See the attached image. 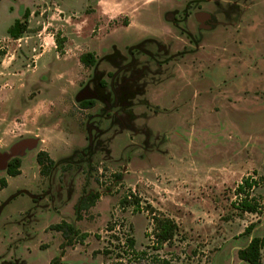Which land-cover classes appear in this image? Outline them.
<instances>
[{
	"label": "rangeland",
	"instance_id": "rangeland-1",
	"mask_svg": "<svg viewBox=\"0 0 264 264\" xmlns=\"http://www.w3.org/2000/svg\"><path fill=\"white\" fill-rule=\"evenodd\" d=\"M71 1L74 9L62 12L59 0H43L16 41L7 30L29 1L0 0V149L25 136L42 140L37 149L20 151V176L0 168V264H50L64 243L51 227L72 220L86 238L78 235L66 247V264H247L239 250L264 238V0H137L131 19L125 2ZM99 1L118 19L98 20ZM185 5L212 17L211 28L200 30L193 15L199 50L185 45L184 26L168 18L180 19ZM157 45H173L169 57L182 47L197 51L167 64ZM45 49L53 54L37 57ZM87 53L98 59L92 69L80 62ZM133 58L129 74L145 67L142 100L124 131L122 123L100 121L106 133L88 186L99 201L75 220L72 204L86 177L74 170L71 201L58 198L50 209L34 202L27 192L38 195L45 182L36 178V152L65 161L87 145L85 123L93 110L75 102L79 88L99 76L112 93V75ZM46 60L49 68L34 69ZM247 177L257 183L252 195L263 209L241 216L235 189ZM157 219L177 225L171 242L159 244ZM251 224L256 227L247 235ZM129 238L137 241L134 248ZM262 256L264 264V248Z\"/></svg>",
	"mask_w": 264,
	"mask_h": 264
},
{
	"label": "flooded vegetation",
	"instance_id": "flooded-vegetation-1",
	"mask_svg": "<svg viewBox=\"0 0 264 264\" xmlns=\"http://www.w3.org/2000/svg\"><path fill=\"white\" fill-rule=\"evenodd\" d=\"M191 6L185 5L183 10V16L178 19L177 16L169 15L168 18H171L174 23V27L180 28L182 27V32L185 35L186 44L187 46H190L191 44L195 43V46L197 47V50L201 47L196 42L198 39L196 38L195 33L193 32V22L192 18L194 15V18L197 20L199 24L200 30H208L211 28L209 22H211L212 17L204 12H196V13H190ZM198 35V34H197ZM151 43L156 46V42L154 40L151 41ZM173 48V45L170 47L168 46H159L157 45V51L159 54L161 53H167L169 61L167 60V64H169L171 61L178 59L180 56H182L184 59H191L194 58L196 55V49L195 50H187V47L183 48L182 50H176L177 52L171 54V57H169V52ZM134 50V48H133ZM136 50V48H135ZM137 50H141L143 54H146L145 50L137 48ZM195 54V55H194ZM84 55V54H83ZM197 57V56H196ZM106 60H110L108 57H104ZM155 59L156 57H153ZM198 58V57H197ZM157 59V58H156ZM96 58V62H97ZM96 62L94 64H96ZM192 64L194 61H190ZM162 63L161 61L158 63ZM137 65V62L135 58L131 61V63H126L122 66L118 65L117 72L115 75H112L111 77V90L112 93H108L107 88V82L104 77L96 76V80L91 78L85 82V84L79 88V91L75 95V102L79 103L81 106V109L84 111L87 110H93L88 117L87 121L85 123V128L87 130V136L85 137L87 141V145L83 148H79L78 150H75V148L72 150L69 157L63 158H73L68 159L65 161L57 160L56 158L49 155L47 150L45 149H39L36 154V168L38 167V175L37 177H42L45 182L43 183V186L39 188L41 189L40 193L38 195H33L30 192H27L28 195L30 194L31 198L34 202H45L48 204V208L51 207L54 208L55 201L60 198L61 201H71L76 193L75 188V176L73 171H77L79 173H84L85 181L82 182L81 185V195L76 201V203L73 205V212L75 213V206L79 202V200L83 197H85L87 194H89L88 186L90 182V178L93 172V155L92 152L95 150L96 154H98L102 148L101 140L103 138V135L106 133V129H103L101 127L100 121L107 120L111 122L110 124H120V128H122L120 131H124L125 128L128 126V124H132L135 114L132 111V107L135 104L140 103L142 100L141 95L143 93V88L141 86V80L144 76L145 67L143 66L141 70H138L135 73L129 74L128 71L135 68ZM86 66V65H85ZM91 67V65H89ZM94 65H92L93 67ZM91 67V69H92ZM104 72V71H103ZM106 72H104L105 75ZM83 102H94V106L90 108H84L82 107ZM101 104L100 107L97 106V104ZM97 106V108H96ZM74 123V121H73ZM71 126V125H70ZM39 135L35 136H25L21 140H18L16 142H13L10 144L8 149L1 150L0 149V168H3L5 166L7 168V175H9L8 170L12 163L15 164V162L18 160L21 163V166L23 164V160L20 157V151L28 148H32L35 150L39 146V143L42 142V140L37 139ZM76 136L72 138L73 141L72 144H75L74 139ZM146 148V144L144 145ZM72 145L69 147L71 148ZM35 152V151H34ZM40 153H47L50 160L53 161V166L50 170H44L45 166L49 165L48 159H46L45 163H40L37 160V156ZM9 158V155H13ZM95 157V156H94ZM62 159V160H63ZM7 163V164H6ZM20 166V174L22 173V167ZM60 175V176H59ZM12 177V176H10ZM17 177V176H16ZM41 180V179H40ZM1 185H5V180H1ZM25 192V191H23ZM37 198V199H36ZM91 209V208H90ZM89 209V210H90ZM58 210V209H55ZM64 210V209H63ZM135 240V238H133ZM135 246L137 245V241L135 240Z\"/></svg>",
	"mask_w": 264,
	"mask_h": 264
},
{
	"label": "trees",
	"instance_id": "trees-1",
	"mask_svg": "<svg viewBox=\"0 0 264 264\" xmlns=\"http://www.w3.org/2000/svg\"><path fill=\"white\" fill-rule=\"evenodd\" d=\"M30 16V11L26 10L23 18L18 19L14 22V24L8 29V36L14 40L20 39L28 30L29 24L28 19ZM58 47L61 49L62 45L58 43ZM80 62L86 66L94 65L96 62V56L93 53H87L80 57ZM94 102H83L81 105L84 108H90L94 106ZM93 158L96 155V151L92 152ZM46 159L49 161V165L45 166L44 170H50L53 166V161L49 159L47 153H40L37 156V160L40 163H45ZM21 163L17 160L12 163L9 167L8 173L12 177H16L20 174ZM122 177L121 175H117L116 178L120 180ZM257 183L251 178H245L235 189V195L237 196L238 200L233 204L235 209L239 212L241 216L245 214H252L257 215L262 211V204L260 203L259 199L252 195L253 189L256 187ZM100 199L99 193L90 192L85 197L81 198L77 205L75 206V215L78 220L81 219V214L83 211H87L90 208L94 207L96 203ZM127 199L121 200V204H125ZM255 224H251L245 230V234L250 235L254 229ZM51 230H55L61 232L64 237V243L61 245V256L56 257L51 261V264H66L62 261V256L64 255L65 248L72 243V241L79 236L85 239L86 235L84 236L79 234V231L73 226L72 224H68L67 222L63 221L60 224L54 225L51 227ZM178 227L177 225L170 219H157L156 220V237L159 244L163 245L165 243L171 242L175 236L177 235ZM128 247H135V240L133 238H129ZM264 248V238L254 237L251 239L249 244L239 250V258L246 262L247 264H263V256L262 251Z\"/></svg>",
	"mask_w": 264,
	"mask_h": 264
},
{
	"label": "crops",
	"instance_id": "crops-1",
	"mask_svg": "<svg viewBox=\"0 0 264 264\" xmlns=\"http://www.w3.org/2000/svg\"><path fill=\"white\" fill-rule=\"evenodd\" d=\"M29 2H27L26 4H24L23 6V11H24V13H25V11L26 10H29L30 11V16H29V19H28V24H30V23H32L33 21H34V10H33V8L34 7H36L38 4H42L43 3V0H28ZM103 1H105V0H103ZM103 1H99L98 3H97V6H96V13H94V16L98 19V20H107V18L109 19V20H114V19H118V16H108L107 14H106V8H104V6H102V3H103ZM108 1H110V2H112V4H114V5H120L121 3H119V2H123V4H124V2L125 3H128L127 5L130 7V9H127L126 11H125V14L124 15H126L129 19H131V16L134 14V11L136 10V9H131V8H133V5L135 4V2L137 1V0H108ZM59 2L61 3V7H62V12H63V10L64 11H66V12H68V11H71V9H74V7L76 6V3L75 2H73V1H71V0H59ZM152 3V2H151ZM148 4V2H144L142 5H147ZM115 8V7H114ZM46 10H44L42 13H44ZM42 13H41V15H42ZM24 15V14H23ZM71 19V16H69V14H68V16L66 15L65 17H64V20L66 21V22H69V20ZM12 26V25H11ZM10 26V27H11ZM9 27V28H10ZM8 28V29H9ZM8 31V30H7ZM8 33V32H7ZM23 38L21 37L20 39H18V40H22ZM18 40H16V41H18ZM26 51V50H25ZM27 52V51H26ZM45 54H46V56H48V55H51V54H53V50H43V52L39 55V56H37V57H42V56H45ZM50 57H47V59H49ZM44 61V60H43ZM47 61L48 60H46L42 65H40V64H36V66L34 67V69H36V68H38V66H40V67H42L43 69H45V68H49L50 66L47 64ZM31 109H27V111L26 112H29ZM26 115V114H25ZM24 115V116H25ZM80 196H77V198L76 199H78ZM77 201V200H76ZM76 203V202H75ZM74 203V204H75ZM73 204V205H74ZM74 215H75V213H74ZM75 220L76 221H79L77 218H76V215H75ZM66 222V221H65ZM73 222V223H72ZM68 224H72L73 226H75V228H76V225H75V221L74 220H72V221H70V222H67ZM77 229V228H76ZM65 251H66V248H65ZM65 251H64V255L62 256V261L64 262L65 261V259H66V256H65ZM61 252H62V249H61ZM56 258V257H55ZM54 259V258H53ZM52 259V260H53ZM51 260V261H52ZM50 264H51V262H50Z\"/></svg>",
	"mask_w": 264,
	"mask_h": 264
},
{
	"label": "built area",
	"instance_id": "built-area-1",
	"mask_svg": "<svg viewBox=\"0 0 264 264\" xmlns=\"http://www.w3.org/2000/svg\"><path fill=\"white\" fill-rule=\"evenodd\" d=\"M18 41H20V40H18Z\"/></svg>",
	"mask_w": 264,
	"mask_h": 264
}]
</instances>
